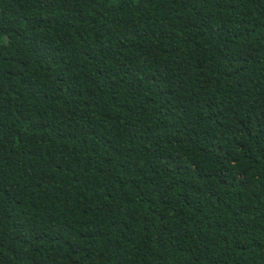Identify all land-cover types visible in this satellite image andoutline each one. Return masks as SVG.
Here are the masks:
<instances>
[{"label":"trees","instance_id":"16d2710c","mask_svg":"<svg viewBox=\"0 0 264 264\" xmlns=\"http://www.w3.org/2000/svg\"><path fill=\"white\" fill-rule=\"evenodd\" d=\"M0 264H264V0H0Z\"/></svg>","mask_w":264,"mask_h":264}]
</instances>
